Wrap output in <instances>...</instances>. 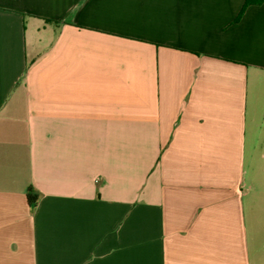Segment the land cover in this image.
<instances>
[{
    "label": "crops",
    "instance_id": "1",
    "mask_svg": "<svg viewBox=\"0 0 264 264\" xmlns=\"http://www.w3.org/2000/svg\"><path fill=\"white\" fill-rule=\"evenodd\" d=\"M245 2L0 0V264H264Z\"/></svg>",
    "mask_w": 264,
    "mask_h": 264
},
{
    "label": "trees",
    "instance_id": "2",
    "mask_svg": "<svg viewBox=\"0 0 264 264\" xmlns=\"http://www.w3.org/2000/svg\"><path fill=\"white\" fill-rule=\"evenodd\" d=\"M264 0H246L245 2V6H244V9L242 10V12L240 13V15L238 16V19L241 18L245 8L250 5V4H261L263 3ZM28 199H29V202L31 204H35L37 202V199H38V194L36 192H34V190L32 189V187H30L28 189Z\"/></svg>",
    "mask_w": 264,
    "mask_h": 264
}]
</instances>
